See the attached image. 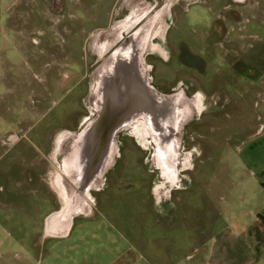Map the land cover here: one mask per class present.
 <instances>
[{"label": "rangeland", "instance_id": "374dc122", "mask_svg": "<svg viewBox=\"0 0 264 264\" xmlns=\"http://www.w3.org/2000/svg\"><path fill=\"white\" fill-rule=\"evenodd\" d=\"M175 3L163 55L149 61L161 88L170 90L184 81L201 94L204 106L208 103V111L187 125L185 138L187 151L197 152L193 199L205 201L211 173L220 167L217 160L225 153L249 151L257 141L250 135L264 138V128L256 133L264 123V0ZM62 4L60 14L54 13L52 0H23L11 16L10 24L21 30L14 34L20 48L9 40L7 52L20 66L15 75L7 65L13 91L0 97V156L22 136L31 138L41 155L32 184L25 159H16L27 146L10 150L11 166L0 164V264H112L128 248L125 223L142 213L135 207L160 199L152 192L159 181L148 151L136 138H122L119 164L94 194L89 213L75 214L69 236L45 235L46 216L63 204L51 181L54 171L61 172L59 151L68 145L63 136L79 131L91 115L96 37L121 19L128 0ZM258 145L250 148L256 151Z\"/></svg>", "mask_w": 264, "mask_h": 264}, {"label": "crops", "instance_id": "0c3cea01", "mask_svg": "<svg viewBox=\"0 0 264 264\" xmlns=\"http://www.w3.org/2000/svg\"><path fill=\"white\" fill-rule=\"evenodd\" d=\"M21 1L0 0V97L13 91L8 86V63L15 75H18L20 66L17 57L9 56L7 49L11 42L15 48H20L14 34L19 36L21 30L12 26L10 21L13 10ZM46 64L49 65L48 62ZM263 128L262 122L256 133ZM253 136L248 138L257 141L249 144V151L225 153L217 160L220 167L211 173L205 201L202 198L193 199L195 169L188 171L192 177V184L188 187L187 184H178L180 171L171 189L162 188V183L155 185L152 192L160 199L144 201L135 207L142 213L134 219L138 222L130 216L125 223L128 224V248L120 250L112 264H264V138ZM253 143L259 144L255 146L256 151L250 148ZM24 145L27 148L20 156L16 155V159H25L22 160L23 165L32 170L28 173V183H31L37 174L36 160L41 155L31 138L22 136L14 140L10 149L0 156V164L1 168L11 166L13 158L8 155L10 150H22ZM38 150L40 154L34 153ZM59 176L62 180L57 184ZM51 181L54 190L59 189L63 204L50 214L66 207L68 192L62 172L56 175L54 171ZM174 194L176 198H173ZM180 195L191 196L192 199L185 200ZM92 205L88 203V207L76 214L89 213ZM50 214L45 219V235L58 238L69 236L75 226V216L69 232L57 235L49 230ZM143 231H147L146 239Z\"/></svg>", "mask_w": 264, "mask_h": 264}, {"label": "water", "instance_id": "95a60500", "mask_svg": "<svg viewBox=\"0 0 264 264\" xmlns=\"http://www.w3.org/2000/svg\"><path fill=\"white\" fill-rule=\"evenodd\" d=\"M151 46L150 35L145 42L138 43L137 34H133L115 49L110 61L100 65L94 82L92 113L80 130L73 133L72 147L61 162V172L67 181V205L49 216L61 225L56 232L53 230L55 234L66 235L78 208L87 207L91 191L103 187V180L119 153L117 136L121 132L140 130L143 137H151L161 168L178 177L182 145L178 133L192 113L189 110L182 121L181 102L159 92L150 82L144 55Z\"/></svg>", "mask_w": 264, "mask_h": 264}, {"label": "flooded vegetation", "instance_id": "af4514ba", "mask_svg": "<svg viewBox=\"0 0 264 264\" xmlns=\"http://www.w3.org/2000/svg\"><path fill=\"white\" fill-rule=\"evenodd\" d=\"M175 1L176 0H128V4L124 7L126 8L127 12L121 17V19L119 21L117 20L114 23V25H112L108 29L102 30L99 33V35L96 37L98 61H97V66L94 68V71L96 70V72L94 71L93 72L94 75L96 73V77H97L99 73L100 65L106 62L107 60L110 61L112 59L110 56L115 51V49L118 46H120L121 43H123L126 39L132 37L133 34H137L138 43L145 42L146 37L150 35L152 46L148 48L147 52L144 55L145 65H147L150 70L149 80L159 92L165 93L167 95H171L176 100L181 102L180 105L183 111L181 110V113L179 114V118L182 121L184 120V117L186 116L187 112L191 110L192 118L187 123L188 125L195 119H200L201 115L204 112L208 111L209 108V106H207L208 103L206 106H204L205 101L202 98L201 94L198 91L197 92L190 91L189 86L184 81H178L177 86L173 87L170 90L161 88L155 82L152 76V66H150L151 62L149 61V57H157L158 55H163L164 52L163 48H165L166 46V45L163 46V44H165L167 40V33L169 29H171L174 25L172 8L174 4H176ZM52 3H53V7L56 9L54 10V13L59 12L61 14V12L65 11L64 10L65 7H63L62 4L63 0H52ZM113 10L115 13H117V17L119 19L120 18L119 7L116 6V8ZM139 18H142V20L139 21L136 25H134L135 24L134 22H136ZM185 106L188 107V110L187 108H185ZM89 117L90 115L88 116V118ZM187 125L184 128H182L181 131L178 133V136L181 138V143H182L180 149L181 151L180 160L178 164V168L180 171L178 184H183V185L187 184L186 187L192 184V177L188 171L195 169L193 161L197 156L196 150L192 149L190 151H187L185 147ZM70 133H72V135ZM73 133L75 134L76 132H68L63 136L64 139L63 142L68 143V145L63 146L59 151L61 162L72 147L75 137ZM129 137L136 138L141 144H143L144 148L148 151L150 168L153 169L154 172L156 171L155 174L157 177L155 179V182L158 180L159 184L162 183V188L165 186L170 188L171 184L175 183L176 177L173 174H165V171L163 170V168H161L162 163L158 159L156 145L153 142L152 138L143 137L142 133H140V130L137 132H133L132 130L124 131L117 136V140L119 144V153L116 157L115 164L105 176L103 180V187L95 188L91 191L89 202H87L90 205L94 204L96 201V196L94 194L98 191H101V189H103L106 186V182L109 174L115 171L119 164L118 158L120 156V152L122 149L121 139L129 138ZM61 180H62L61 176H59L57 179L58 181L57 184H59ZM169 198L170 197H168L167 199Z\"/></svg>", "mask_w": 264, "mask_h": 264}, {"label": "bare ground", "instance_id": "6f19581e", "mask_svg": "<svg viewBox=\"0 0 264 264\" xmlns=\"http://www.w3.org/2000/svg\"><path fill=\"white\" fill-rule=\"evenodd\" d=\"M60 168H62V164H61V166H60ZM165 174H173V172H168V171H166L165 172ZM174 175V174H173ZM63 176V175H62ZM64 178V177H63ZM66 179V178H65ZM87 207H88V203H87ZM83 209V207H81V208H78V212H80L81 210ZM59 211H56L55 213H58ZM48 227H49V230L52 232V233H54V231L53 230H55V232L57 231V229L59 230L60 229V227H61V225H59V224H57L56 222H55V219L53 220L52 218H50V219H48ZM61 229H63V227L61 228Z\"/></svg>", "mask_w": 264, "mask_h": 264}, {"label": "built area", "instance_id": "2783aa9c", "mask_svg": "<svg viewBox=\"0 0 264 264\" xmlns=\"http://www.w3.org/2000/svg\"><path fill=\"white\" fill-rule=\"evenodd\" d=\"M241 28H242V30H244L246 28V24H244V26H242Z\"/></svg>", "mask_w": 264, "mask_h": 264}]
</instances>
